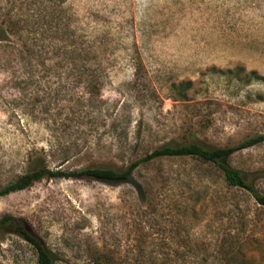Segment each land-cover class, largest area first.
Instances as JSON below:
<instances>
[{
	"label": "rangeland",
	"instance_id": "374dc122",
	"mask_svg": "<svg viewBox=\"0 0 264 264\" xmlns=\"http://www.w3.org/2000/svg\"><path fill=\"white\" fill-rule=\"evenodd\" d=\"M0 27V189L262 137L225 164L264 196V0H0ZM3 216L54 264H264V207L194 157L44 178L0 197ZM0 264H37L2 226Z\"/></svg>",
	"mask_w": 264,
	"mask_h": 264
},
{
	"label": "trees",
	"instance_id": "16d2710c",
	"mask_svg": "<svg viewBox=\"0 0 264 264\" xmlns=\"http://www.w3.org/2000/svg\"><path fill=\"white\" fill-rule=\"evenodd\" d=\"M9 38L8 29L0 27V43ZM263 141L262 137H253L246 140L237 148H247ZM237 148H214L205 149L197 144L191 143L180 146H163L153 150L143 158L132 162L126 169L116 171L112 169L93 168L81 170L73 173H64L59 170L53 171L47 168L33 170L20 176L14 183L0 189V197L10 193L23 190L33 183L44 178H90L101 182H126L130 180L133 170L142 162H148L159 157H194L204 162L213 163L222 172L225 181L232 187H239L251 193L254 200L264 207V196L256 191L249 182L254 179L251 174H244L225 164V159L231 155ZM0 226L9 229V231L24 241H26L35 251L37 264H54V258L51 251L46 249L41 240L32 234L26 225L19 219L12 216H3L0 219Z\"/></svg>",
	"mask_w": 264,
	"mask_h": 264
}]
</instances>
